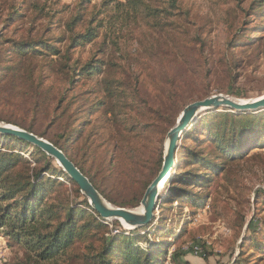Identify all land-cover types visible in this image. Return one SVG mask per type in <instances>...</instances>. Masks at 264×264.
<instances>
[{"label": "trees", "instance_id": "1", "mask_svg": "<svg viewBox=\"0 0 264 264\" xmlns=\"http://www.w3.org/2000/svg\"><path fill=\"white\" fill-rule=\"evenodd\" d=\"M92 1L79 0L65 18L60 17L57 23L61 33L51 39L39 37L16 41L4 38L0 32V88L6 89L9 84L14 86L22 78L32 84L33 72L37 68V63L33 65L32 62L44 57L49 58L48 66L53 74L59 75L61 81L69 86L66 91L75 87L76 77L101 74L100 79L86 93L100 92L103 97L86 105L85 101H81L84 100L85 92H81L76 100L80 102L75 107L72 100H68L67 108L71 112L66 117V123L50 124L41 133L35 132L32 126L20 127L61 150L108 203L118 208L135 209L162 167L163 148L153 153L149 171L142 176L143 179L132 177L129 173L121 176L119 169H116L118 159H121V155L130 158L131 154H136L133 138L140 142L145 135L156 133L161 135V144L175 125L180 111L176 105V86L185 83V75L190 70L200 73L197 68L204 66V60L207 61L204 55L206 41L203 38L206 25L197 26L191 32L183 28L180 23L182 21L195 23L189 11L181 7L178 0H100L93 4ZM263 4L264 0H251L246 8L239 9H242L241 13L246 17H261ZM58 13L60 11L51 13L49 21ZM227 15L228 12H225ZM233 17L236 20L237 17ZM17 18V13L8 18L5 21L6 27ZM237 23L231 22L229 27L233 29ZM241 25H249V22ZM245 29L237 28L232 39L226 43L230 57L225 66H229L230 74L238 66L234 57L235 49L251 42L246 41L245 35H242ZM87 44L96 45V50L90 59L80 65V61L73 58V53L76 48ZM187 54L193 55L195 67L190 65ZM12 55L18 57V60L13 61ZM102 55L105 56L103 60L100 58ZM158 64L163 68L158 71L162 73L161 77L153 74L157 72L154 65L161 70ZM142 69L151 70L148 75L154 89L160 85L165 87L162 92L167 104L164 108L148 110L152 116L146 122L130 114L132 110L140 114L144 109L140 104L152 100L141 78ZM3 78L5 81L2 83ZM43 79H39L38 86L42 85ZM228 87L234 95L237 87L235 74L230 76ZM35 92L38 93L37 89ZM153 95L158 96L156 93ZM100 109L103 112L97 122L81 120L82 115L86 114L90 118ZM222 110L225 111L208 114L209 120L216 116L220 121H212L207 130L203 127L207 114L190 124L184 130L177 150V154H191L194 158L193 162L186 164H195L209 173L195 174L191 170L171 172L166 182L167 191L160 194L161 203L167 202L171 195L177 201L183 198L199 200L189 190L176 188L172 183L179 180L188 182L196 178L193 184L202 185V181H205L202 187H208V177L212 172H226L229 176L231 174L227 165L244 159L243 154L249 147H264V120L259 116L261 112L254 116L257 113L227 112L226 108ZM0 122L16 125L2 113ZM51 129L54 130L53 134ZM202 129L206 137H211L213 132L215 134L210 140L217 152L216 159L201 156L184 145L187 139H195L194 135ZM98 130H104L106 135L95 140L94 137L99 135ZM71 146L74 154H69ZM17 150L30 152L29 159L15 152ZM220 159L224 161L218 162ZM54 163L53 158L24 139L0 134V238L23 249V254L14 257L9 264H163L164 256L160 257L169 248L171 240L153 241L149 238V235L154 236L155 233L166 238L174 233L172 227L162 223L163 218L155 223L153 216L149 224L135 228L138 231L150 227L148 232L136 234L132 238L121 231L111 233L109 225L89 205L78 185ZM176 168L178 170L179 166ZM60 178L69 184L70 192H67L68 186ZM115 180L134 186V191L121 201L110 197L107 189L111 187L109 183ZM71 193L74 195L70 199ZM260 196L264 201V194L257 192L256 205L260 204L257 201ZM174 207L180 208L178 204ZM159 208L162 209V206ZM180 223L176 226H180ZM114 224L121 229L118 222ZM185 224H181L182 231ZM244 224L245 220L241 218L240 226ZM250 226L247 225L239 246V255L233 264H254L251 258L257 253L264 254V232L261 236L263 240H258L261 238H255L257 229L249 232ZM180 235L174 234L172 239ZM142 237L145 245L143 248L137 243ZM120 240L125 242L121 244ZM248 244L253 245V253L245 252ZM187 255V252L173 248L169 253L170 264H186L184 258Z\"/></svg>", "mask_w": 264, "mask_h": 264}, {"label": "rangeland", "instance_id": "2", "mask_svg": "<svg viewBox=\"0 0 264 264\" xmlns=\"http://www.w3.org/2000/svg\"><path fill=\"white\" fill-rule=\"evenodd\" d=\"M78 1L0 0V32H2L4 38L14 39L16 41L39 37L51 39L61 33L57 23L58 19L60 17L65 18ZM118 1L123 2L124 0ZM178 1L181 7L189 11L190 18L195 23V25L188 24L181 20L182 22L180 23L183 28H188L189 32H191L197 26L202 24L206 25L203 38L206 41L204 55L207 61L203 59L205 67L201 66L197 68L200 73L196 70H190L185 75V83H178L176 86V105L180 108L176 122L187 105L205 98L220 95L246 102L264 96V4L262 5L261 17H246L247 15L242 14V9H239V7L246 8L251 0ZM98 2L100 0H93L92 4ZM42 8L44 10L41 11L40 9ZM63 9L64 12H61ZM58 11L60 13L56 14L52 21H49L48 16ZM225 12H228L227 16H225ZM13 13H17L18 18L14 19L6 27L5 21L14 15ZM233 15L237 17L236 20ZM231 22L233 24L234 22H238L233 29L229 27ZM245 22H249V25L242 26L241 24ZM240 27L246 28L242 35H245L246 41L251 40V42L235 49L234 57L238 61V66L230 74L228 72L229 66H225V63L230 57L226 43L232 39L235 30ZM95 50L96 45L93 44L78 47L73 53V58L78 59L80 65H83L84 62L91 58ZM17 58L12 55L13 61H17ZM100 58L103 60L105 56L102 55ZM187 58L190 61V65L195 67L196 64L194 65L193 55L187 54ZM48 62L49 58L45 57L32 62L33 65L37 63V68L33 72L32 84L30 81L25 82L22 78L14 86L9 84V87L6 89L0 88V113L5 118L10 119L11 122H15L16 125L0 122L1 124L20 130H24L20 126H32L35 132L41 133L50 124L66 123V117L71 112V109L67 108V102H69L68 100H72L73 106H77L80 101L76 102V100H78V94L81 92H85L84 100L81 101H85L86 105L103 97L100 92L95 94L86 93L100 79L101 74L76 77L75 87L70 91H66L69 86L61 81L59 75L53 74L51 67L48 66ZM158 66L161 70H158L154 65L153 67L157 72L153 74L161 77L162 73L158 71H162L163 68L161 64H158ZM207 69L210 70L208 73H206ZM142 70L141 78L148 87L146 91L150 93L152 100L149 103L143 102L140 104L144 107L140 114H136L134 110L130 111V114L132 116H138L139 121L142 119L146 122L149 121L147 118L152 116L148 113V110L164 108L167 104L166 96L162 92L165 90V87L160 85L158 89H154V84L148 75L151 70ZM179 74L181 75L180 72ZM232 74H235L237 77V87L234 95L230 93L231 91L228 87ZM41 77L44 78L43 83L38 86ZM4 81L5 78L1 82L3 83ZM35 89H37L38 93L35 92ZM155 93L158 95L157 97H154L153 94ZM206 94L208 95L206 96ZM215 111L222 112L225 110H222V108L209 109L201 113L200 118L207 114L206 123L203 126L205 128H203L204 130H207L212 121H220L216 116L209 120L208 114L215 113ZM229 111L231 110L228 109L227 112ZM102 112L103 109H100L92 114L90 118L86 114L82 115L81 120L90 119L92 123H95L100 118ZM259 112H261L259 116L264 120V109ZM255 114L254 116H257L259 113L255 112ZM203 129L194 135L195 139H192V137L187 139L184 145L189 146L193 152L201 156L216 159L215 154L217 152L214 150L212 140H210L215 134L213 132L211 137H206ZM51 130V134H53L54 130ZM87 131L88 128L85 129V132ZM98 132L99 135L94 137L95 140L101 136L105 137L106 133L104 130H98ZM110 134H113V132H110ZM115 137L118 138V136ZM132 140L136 154H131L130 158L121 155V159H118L119 163L116 169H119L121 176L123 173H129L132 177L143 179L142 176H145L149 171L150 163L153 160V153L162 147L164 154L166 136L161 144L159 143L161 135L156 133L145 135L144 139L140 142L134 138ZM15 152L29 159L30 152H20L19 150ZM74 152L71 146L69 154H74ZM243 157L244 159L227 165L231 174L229 176L226 172H212L213 174L208 177V187H202L205 181H202V185L193 184L192 182H195L196 178L193 180L189 179L188 182L179 180L172 183L176 188L189 190L199 200L190 198L185 200L186 198H183L182 201H177L178 199L171 195L167 202L161 203L159 196L158 206L154 211L155 223H157L159 218H163L164 221L162 223H165L166 227H172L174 231L173 234L167 235V238L161 235L160 237V233H155L154 236L149 235V238L153 241L171 240L169 248L160 257L163 258L164 256L163 264H170L169 253L173 248L188 253L184 258L186 264H233L239 255V246L249 224H251L249 232L257 229L255 238H261L258 240H263L261 236H263L264 232V201L262 196H260L257 199L260 204L256 205L255 194L257 192L264 194V147L259 149L249 147L243 154ZM193 161L194 158L191 154H177L176 152L175 162L176 166H179V169L177 170L175 167L172 172L177 171L178 173H182L191 170L190 172L195 174L209 173V171H205L195 164H186L187 162L190 163ZM222 161L224 160L220 159L218 162ZM54 164L56 167L61 168L56 161ZM113 177L115 178V173ZM227 179L230 181H227ZM60 180L68 186L67 192H70L69 184L64 179L60 178ZM168 180L169 178L165 180L161 193H166L168 186L166 182ZM109 184L111 185L107 189L109 196L115 197L118 201L127 198L128 194L134 191V186L131 187L124 182H116L115 180ZM73 195L71 193L69 198L71 199ZM193 202H196V205H193ZM176 204L180 208L174 207ZM159 206H162V209ZM135 209H141V206L139 205ZM241 218L245 220L243 227L240 226ZM169 221H171V224ZM179 221L181 223L177 227L176 225ZM114 222H118L121 229H118ZM183 222L186 224L184 226L185 229L182 231L181 224ZM106 224L109 225L108 227L111 233L115 234L121 231L124 235L130 236V238L136 234L148 232L150 229V227L138 231H135V228L127 229L117 220L106 221ZM258 230H261V232ZM180 231L182 233H179ZM174 234L181 235L174 240L172 239ZM124 242V240H120L121 244ZM137 243L143 248L145 246L144 237ZM247 251L253 253V245L248 244L245 249V252ZM22 254V248L0 238V264H9L14 257ZM205 258H207V261H205ZM251 260V263L254 264H264V254L257 253Z\"/></svg>", "mask_w": 264, "mask_h": 264}, {"label": "water", "instance_id": "3", "mask_svg": "<svg viewBox=\"0 0 264 264\" xmlns=\"http://www.w3.org/2000/svg\"><path fill=\"white\" fill-rule=\"evenodd\" d=\"M239 102L238 100L218 95L193 102L184 108L176 124L166 134V147L163 154L162 167L145 190L140 203L141 209L118 208L108 203L65 154L45 139L1 123L0 134H10L22 138L40 148L46 155L53 158L68 177L78 185L81 194L87 198L89 205L101 219L105 221L117 220L134 229L144 227L152 220L154 211L158 206L162 186L176 167L175 156L182 134L190 124L200 117L204 110L224 107L238 113H255L264 109V96L245 103Z\"/></svg>", "mask_w": 264, "mask_h": 264}, {"label": "bare ground", "instance_id": "4", "mask_svg": "<svg viewBox=\"0 0 264 264\" xmlns=\"http://www.w3.org/2000/svg\"><path fill=\"white\" fill-rule=\"evenodd\" d=\"M246 102H247V101H246ZM239 103H245V102H241V101H240ZM122 224L124 225L125 228L130 229V227L127 226L125 223H122Z\"/></svg>", "mask_w": 264, "mask_h": 264}]
</instances>
